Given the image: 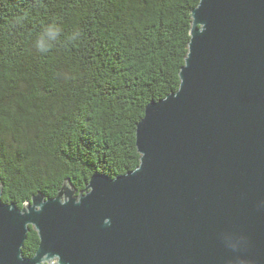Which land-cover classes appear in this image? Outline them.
I'll use <instances>...</instances> for the list:
<instances>
[{
  "label": "water",
  "instance_id": "water-1",
  "mask_svg": "<svg viewBox=\"0 0 264 264\" xmlns=\"http://www.w3.org/2000/svg\"><path fill=\"white\" fill-rule=\"evenodd\" d=\"M189 34L135 168L21 207L0 183V264H264V0H199Z\"/></svg>",
  "mask_w": 264,
  "mask_h": 264
},
{
  "label": "trees",
  "instance_id": "trees-1",
  "mask_svg": "<svg viewBox=\"0 0 264 264\" xmlns=\"http://www.w3.org/2000/svg\"><path fill=\"white\" fill-rule=\"evenodd\" d=\"M199 0H0V183L18 206L135 168V129L179 85ZM31 227L22 250L32 256Z\"/></svg>",
  "mask_w": 264,
  "mask_h": 264
}]
</instances>
